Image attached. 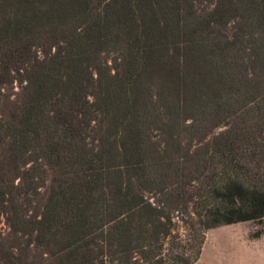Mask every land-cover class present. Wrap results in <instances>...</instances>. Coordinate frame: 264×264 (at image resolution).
I'll use <instances>...</instances> for the list:
<instances>
[{"label":"trees","instance_id":"16d2710c","mask_svg":"<svg viewBox=\"0 0 264 264\" xmlns=\"http://www.w3.org/2000/svg\"><path fill=\"white\" fill-rule=\"evenodd\" d=\"M2 217L0 264H196L263 221L264 0H0Z\"/></svg>","mask_w":264,"mask_h":264},{"label":"rangeland","instance_id":"374dc122","mask_svg":"<svg viewBox=\"0 0 264 264\" xmlns=\"http://www.w3.org/2000/svg\"><path fill=\"white\" fill-rule=\"evenodd\" d=\"M0 230L6 231L2 217ZM264 231V220L239 223L208 231L201 259L196 264H242L253 259L264 260V239L255 243Z\"/></svg>","mask_w":264,"mask_h":264},{"label":"crops","instance_id":"0c3cea01","mask_svg":"<svg viewBox=\"0 0 264 264\" xmlns=\"http://www.w3.org/2000/svg\"><path fill=\"white\" fill-rule=\"evenodd\" d=\"M263 239H264V232L259 238L255 239L254 242L257 243V242H259L260 240H263ZM242 264H264V260L262 262H258V261H255L253 259H250V260H248V262H242Z\"/></svg>","mask_w":264,"mask_h":264}]
</instances>
